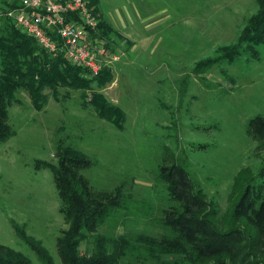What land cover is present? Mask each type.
<instances>
[{"label":"rangeland","instance_id":"1","mask_svg":"<svg viewBox=\"0 0 264 264\" xmlns=\"http://www.w3.org/2000/svg\"><path fill=\"white\" fill-rule=\"evenodd\" d=\"M3 1L0 12L9 17L12 8L5 5L15 0ZM99 1L104 20L123 38L112 44L106 38L120 54L110 65L113 80L61 87L56 98L45 88L49 95L42 110L19 90L20 102L9 108L15 135L0 141V243L35 264H41L36 252L14 224L41 239L55 264H63L57 238L69 224L51 169L36 168L45 161L57 164L59 147L88 155L93 165L83 174L96 189L121 187L155 206L152 215H130L115 229L100 228L115 234L164 232L162 210L169 201L158 178L164 166L186 162L222 218L235 176L246 167L256 171L264 160V141L248 132L253 117L264 119V43L240 44L232 58L221 52L239 42L259 11L257 0ZM207 60H213L207 69L195 70ZM93 91L124 110V129L100 119L90 101L83 102L82 95ZM81 249L91 253L93 247L86 243Z\"/></svg>","mask_w":264,"mask_h":264},{"label":"trees","instance_id":"2","mask_svg":"<svg viewBox=\"0 0 264 264\" xmlns=\"http://www.w3.org/2000/svg\"><path fill=\"white\" fill-rule=\"evenodd\" d=\"M257 1L259 11L248 21L239 42L221 50L225 56L234 57L245 42L250 47L264 43V0ZM8 5L18 8L21 0L8 2L5 7ZM89 5L98 20L97 35L110 39L111 44L115 38H122L104 20L100 1L89 0ZM3 12H0L2 142L15 135L9 123V108L20 102L19 90L25 89L33 107L42 110L48 95L58 97L61 87L82 89L89 88L93 82L104 85L113 80L111 67L92 74L84 66L72 63L56 32H52L57 43V51L53 54L9 17L3 16ZM75 15L72 14V18ZM211 62L213 60L202 61L195 70H205ZM45 88L51 93H44ZM82 100L90 101L87 104L93 106L97 117L124 129L126 113L121 107L114 106L96 91L83 94ZM248 132L264 141V119L253 117ZM59 151L57 164L45 161L37 163L36 168L51 169L62 203L60 210L69 224L57 238L63 264H264V160L256 171L246 167L235 176L229 210L222 218H219L216 202L206 200L203 188L194 180L186 162L164 166L158 178L166 185L169 205L162 210L160 225L164 232L154 236L142 232H101L102 226L115 229L130 215H152L155 206L136 199L121 187L115 192L96 189L83 174L84 169L93 165L88 155L72 146L59 147ZM14 228L36 252L41 264H55L41 239L19 230L16 223ZM86 243L92 245L91 253L82 251ZM0 264L35 263L23 252L0 243Z\"/></svg>","mask_w":264,"mask_h":264},{"label":"built area","instance_id":"3","mask_svg":"<svg viewBox=\"0 0 264 264\" xmlns=\"http://www.w3.org/2000/svg\"><path fill=\"white\" fill-rule=\"evenodd\" d=\"M7 14L53 54L57 43L52 32H56L64 42L68 59L92 74H98L120 58V54L111 50L110 42L97 35L98 20L89 0H21V5ZM72 14H76L74 18Z\"/></svg>","mask_w":264,"mask_h":264},{"label":"crops","instance_id":"4","mask_svg":"<svg viewBox=\"0 0 264 264\" xmlns=\"http://www.w3.org/2000/svg\"><path fill=\"white\" fill-rule=\"evenodd\" d=\"M3 2H4V1L2 0V1L0 2V4L3 3ZM5 3H6V2H5Z\"/></svg>","mask_w":264,"mask_h":264}]
</instances>
